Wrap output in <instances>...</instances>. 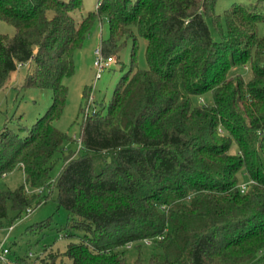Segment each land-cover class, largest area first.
I'll return each mask as SVG.
<instances>
[{
  "label": "trees",
  "instance_id": "16d2710c",
  "mask_svg": "<svg viewBox=\"0 0 264 264\" xmlns=\"http://www.w3.org/2000/svg\"><path fill=\"white\" fill-rule=\"evenodd\" d=\"M245 1L221 14L219 0H98L78 22L82 0H0V20L16 29L0 33V91L28 63L23 87L53 92L26 135L22 124L0 131V178L16 169L26 177L0 191V221L8 203L20 217L48 201L26 185L57 188L71 216L62 235L82 233L60 253L71 264H129L130 245L141 264L146 240L156 243L148 264H264V0ZM103 15L111 32L100 49L114 58L132 40L129 68L106 113L84 117L83 154L67 153L53 180L55 157L73 140L54 124L67 102L64 80ZM247 66L248 80L232 74Z\"/></svg>",
  "mask_w": 264,
  "mask_h": 264
},
{
  "label": "rangeland",
  "instance_id": "374dc122",
  "mask_svg": "<svg viewBox=\"0 0 264 264\" xmlns=\"http://www.w3.org/2000/svg\"><path fill=\"white\" fill-rule=\"evenodd\" d=\"M133 2L136 0H132ZM241 0H219L217 11L223 13L233 3ZM245 2H248L247 0ZM98 8V0H82V5L73 12V17L79 22L82 16L94 12ZM225 29V21H222ZM14 26L0 20V33L9 36L15 35ZM111 26L107 16L103 15L98 20L81 49L74 55L75 74L64 80L68 87V95L65 109L62 116L55 121V126L69 135L73 140L64 143L63 153L55 157V167L51 173L55 180L64 166V156L69 152L83 154L81 145V125L84 117L94 113L96 109H102L106 113L116 86L122 76L129 68L133 41L129 40L127 45L114 57L109 69L102 73V77L96 79L94 68L95 51L100 49L101 42L110 36ZM215 34V31L213 29ZM259 33L264 35V23L260 24ZM146 40L139 38L138 67L146 69L148 67L145 56ZM33 65L24 63L11 73L5 86L0 91V131L7 125L11 128H18L19 124L26 127L19 131L21 136L27 134L28 130L42 117L53 101V92L42 91L34 88H24V80ZM233 75L242 74L248 80L251 77L250 67H237L232 71ZM90 89V95L84 98L85 89ZM91 98V99H90ZM90 99V103L88 105ZM200 102L210 101V97L198 98ZM197 100V101H198ZM89 106V112L87 107ZM83 113V114H82ZM240 185L248 184L249 178L242 171L239 177ZM26 184L25 173L22 169H16L0 178V191L15 190ZM26 193L45 194L49 196L48 201L35 210L23 213L18 217V213L12 209L8 203V216L1 220L0 224V247L9 250L7 262L0 264H71V260L61 257L60 253L65 252L67 245L77 242L81 232L76 236L65 238L62 229L65 228L71 216L69 212L59 206L57 202L58 189H34L26 185ZM28 215V216H27ZM47 222V226L41 229V223ZM13 225V230L9 232V227ZM156 250V243L147 246L142 244V263L148 264L151 254ZM129 264H135L138 259L137 245H130L125 248ZM63 258V259H62Z\"/></svg>",
  "mask_w": 264,
  "mask_h": 264
},
{
  "label": "built area",
  "instance_id": "2783aa9c",
  "mask_svg": "<svg viewBox=\"0 0 264 264\" xmlns=\"http://www.w3.org/2000/svg\"><path fill=\"white\" fill-rule=\"evenodd\" d=\"M114 62V58L112 57H106L103 55L101 49H96L95 51V62H94V68L96 71V79H99L102 77V73L106 70L109 69L111 66V63ZM21 65V64H20ZM91 99V98H90ZM90 99L88 102V105L90 103ZM89 106L87 107V112H89ZM251 182H249L248 184H244L241 185V192L245 193L248 191L249 189V185ZM13 225L9 227V232H11L13 230ZM145 243L147 245H151L154 243L153 240H146ZM9 254V250L6 248H3L2 246L0 247V263H5L7 262V255Z\"/></svg>",
  "mask_w": 264,
  "mask_h": 264
},
{
  "label": "crops",
  "instance_id": "0c3cea01",
  "mask_svg": "<svg viewBox=\"0 0 264 264\" xmlns=\"http://www.w3.org/2000/svg\"><path fill=\"white\" fill-rule=\"evenodd\" d=\"M11 264H12V262H11Z\"/></svg>",
  "mask_w": 264,
  "mask_h": 264
}]
</instances>
